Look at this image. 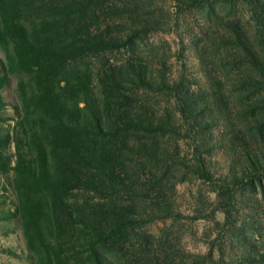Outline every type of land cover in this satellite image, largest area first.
<instances>
[{
  "label": "trees",
  "instance_id": "1",
  "mask_svg": "<svg viewBox=\"0 0 264 264\" xmlns=\"http://www.w3.org/2000/svg\"><path fill=\"white\" fill-rule=\"evenodd\" d=\"M107 1L0 0V43L11 46L17 67L31 79L29 89L24 81L18 85L23 113L14 137L13 186L32 264H114L108 255L126 258L134 239L152 242L146 226L181 216L167 195L172 177L212 178L203 156L211 146L200 137L214 123L206 114L208 100L180 81L157 78L140 57L95 73L80 65L87 55L123 44L121 24L101 27V19L112 13ZM226 27L258 73L249 79L264 85V50L257 52L235 22ZM137 34L135 29L125 36ZM6 83V75H0V120ZM138 89L168 90L179 118L146 108L135 94ZM213 95L224 112L218 92ZM180 119L192 139L191 157L160 140L180 132ZM238 139L231 178H220L214 190L226 221L233 187L264 181V152ZM164 253L129 264H218L211 252L168 246ZM238 258L256 264L251 252H240Z\"/></svg>",
  "mask_w": 264,
  "mask_h": 264
},
{
  "label": "rangeland",
  "instance_id": "2",
  "mask_svg": "<svg viewBox=\"0 0 264 264\" xmlns=\"http://www.w3.org/2000/svg\"><path fill=\"white\" fill-rule=\"evenodd\" d=\"M258 1L261 7L251 0L107 1L112 13L101 19V27L116 29L121 24L123 44L87 55L80 65L87 64L95 73L140 57L157 78L163 76L169 84L180 81L196 97L208 100L206 114L214 121L200 136L211 146L203 156L212 178L172 177L173 186L167 195L181 216L176 221L158 220L146 226L152 242L134 239L126 258L108 255L114 264H129L140 257L154 260L165 255L168 246L195 254L211 252L218 264H242L238 256L247 251L255 256L256 264H264V181L244 188L229 183L234 191L228 199L233 204L228 221L218 208L221 197L214 191L217 184H222L220 178H231L239 142L236 136L251 150L264 152V85L249 79L258 73L226 27L229 21L235 22L257 52L264 50V0ZM135 29L136 37L128 38ZM0 75L7 77L1 91L5 106L0 120V264H32L13 186L14 137L23 113L18 85L24 81L29 89L31 79L17 67L11 46L1 43ZM213 91L218 92L224 112L213 101ZM135 94L146 108L179 118L168 90L138 89ZM186 127L182 119L178 120L180 132L160 140L173 150L178 148L181 156L191 157L193 143ZM10 212L16 214L7 216Z\"/></svg>",
  "mask_w": 264,
  "mask_h": 264
}]
</instances>
